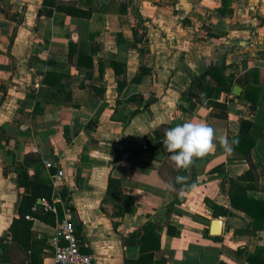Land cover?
<instances>
[{
    "label": "crops",
    "instance_id": "obj_1",
    "mask_svg": "<svg viewBox=\"0 0 264 264\" xmlns=\"http://www.w3.org/2000/svg\"><path fill=\"white\" fill-rule=\"evenodd\" d=\"M243 7L0 0V264H54L48 239L65 216L93 264H264V215L255 219L229 195L236 179L245 198L264 202V24L254 28ZM189 121L229 143L256 141L246 156V145L229 153L216 140L187 169L193 186L179 203L159 170L172 161L166 130ZM29 154L40 164H26ZM45 159L64 172L55 187ZM37 176L51 184L54 223L20 213ZM148 224L159 237L151 258L141 254L156 242L145 237Z\"/></svg>",
    "mask_w": 264,
    "mask_h": 264
},
{
    "label": "trees",
    "instance_id": "obj_2",
    "mask_svg": "<svg viewBox=\"0 0 264 264\" xmlns=\"http://www.w3.org/2000/svg\"><path fill=\"white\" fill-rule=\"evenodd\" d=\"M63 11L67 12L68 14L71 15H75V16H84L87 17L90 15L89 11L80 9L78 7L75 6H68V7H62ZM88 58L85 55H80L79 57V61L80 63L86 61ZM112 64L115 66H120L121 64L115 61H112ZM207 72H205L206 75ZM47 73L45 74L44 77V81L46 80V76H48ZM232 80L229 78H225L224 79V86L227 87L229 86V84H225V82H231ZM54 83H58V82H54ZM126 82L122 83V87L125 85ZM120 82H119V86H120ZM214 88H210L208 93H211L213 91ZM245 97L251 101L252 105L256 104L257 99L253 96H250V91H246L245 92ZM246 121V120H245ZM248 123L253 127L256 128L255 124H253V122L248 121ZM234 140L238 141V143H235L234 145L238 148L243 147L246 145L244 149V153L246 154V156L249 155V150L251 149V147L255 144L256 141V137H254L253 135H248V136H241V135H235L234 136ZM163 150L165 151L167 157L169 156L170 158V153H168V151L166 150L165 146L163 147ZM30 160V161H29ZM170 161V160H169ZM35 163V164H40V159L39 157H37V155H26L25 156V163L26 164H31V163ZM171 163L169 164H165V168H166V172H164L162 169L159 170L160 175L163 177V179L166 181L167 184H171L173 186L172 192L175 196V201L181 203L185 200V196L181 195V191H186L188 192L191 187L193 186V181L191 180L190 177L187 176V169H178L174 162L170 161ZM168 163V159L167 162ZM253 167V165H251L250 169ZM167 174V175H166ZM177 177H184L186 179L177 181ZM233 189H231L229 195H230V199L233 205L237 206L238 208H241L242 210H244L245 212L249 213V214H253L255 219H259L262 220L263 215H264V202H260L257 200H253V199H247L245 198L242 193L245 192L244 187H242V185L238 182V180L234 179L233 180ZM51 192H52V187L51 184L48 181H44L43 179L39 178L38 176L33 179L31 181V192L28 195H23L21 202H20V206H19V210L20 213L25 215H30L33 218H38L41 219L47 223H54V214L51 211H44L42 208V205L38 202V199H49L51 197ZM226 211H224L223 213H226ZM169 234H173L174 233V229L171 228V226H168L167 229ZM145 237L151 238V239H156L155 244L150 245L148 247V245H143L142 246V250H141V254H145L147 257H152L153 255V249L155 247V249L159 246L158 243V235L154 232L153 230V225L148 224L145 226ZM147 247V248H146Z\"/></svg>",
    "mask_w": 264,
    "mask_h": 264
},
{
    "label": "clouds",
    "instance_id": "obj_3",
    "mask_svg": "<svg viewBox=\"0 0 264 264\" xmlns=\"http://www.w3.org/2000/svg\"><path fill=\"white\" fill-rule=\"evenodd\" d=\"M216 140L226 152H231L232 144L226 137L216 136L215 130L204 122L189 121L177 124L165 132L163 144L170 153V159L178 169H188L193 165L195 159L203 158L210 154L216 148ZM186 179L177 177V181ZM170 190H174L171 184L168 185ZM183 195V192L180 193Z\"/></svg>",
    "mask_w": 264,
    "mask_h": 264
},
{
    "label": "built area",
    "instance_id": "obj_4",
    "mask_svg": "<svg viewBox=\"0 0 264 264\" xmlns=\"http://www.w3.org/2000/svg\"><path fill=\"white\" fill-rule=\"evenodd\" d=\"M44 165L52 172L53 186H57L64 176L63 170L57 161L50 159H45ZM40 204L44 211L54 212L51 200L40 199ZM206 213L211 214L210 210H207ZM48 241L53 251L54 264H93L92 253L81 250V238L75 224L68 217L65 216L55 221L54 231Z\"/></svg>",
    "mask_w": 264,
    "mask_h": 264
},
{
    "label": "rangeland",
    "instance_id": "obj_5",
    "mask_svg": "<svg viewBox=\"0 0 264 264\" xmlns=\"http://www.w3.org/2000/svg\"><path fill=\"white\" fill-rule=\"evenodd\" d=\"M243 5L246 14L256 18L254 28L264 24V0H243Z\"/></svg>",
    "mask_w": 264,
    "mask_h": 264
},
{
    "label": "water",
    "instance_id": "obj_6",
    "mask_svg": "<svg viewBox=\"0 0 264 264\" xmlns=\"http://www.w3.org/2000/svg\"><path fill=\"white\" fill-rule=\"evenodd\" d=\"M38 202H40V199H38ZM220 226H221V220L213 219V226H212V231L211 232L214 233V234L219 233L220 232Z\"/></svg>",
    "mask_w": 264,
    "mask_h": 264
}]
</instances>
